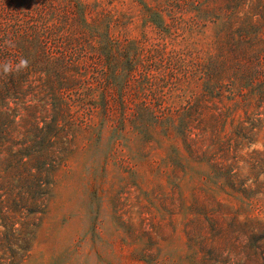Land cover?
I'll return each instance as SVG.
<instances>
[{
    "label": "rangeland",
    "instance_id": "rangeland-1",
    "mask_svg": "<svg viewBox=\"0 0 264 264\" xmlns=\"http://www.w3.org/2000/svg\"><path fill=\"white\" fill-rule=\"evenodd\" d=\"M60 77L71 150L22 264H195L187 240L203 196L264 222L258 195L214 185L200 159L212 137L254 121L237 150L247 185L245 161L264 160V0H0V91ZM39 97L17 101L16 121Z\"/></svg>",
    "mask_w": 264,
    "mask_h": 264
},
{
    "label": "trees",
    "instance_id": "trees-1",
    "mask_svg": "<svg viewBox=\"0 0 264 264\" xmlns=\"http://www.w3.org/2000/svg\"><path fill=\"white\" fill-rule=\"evenodd\" d=\"M56 83L64 87L69 79H46L42 91L32 86V80L13 78L3 86L6 91H0V96L4 92L16 98L13 108L0 100V264H22L27 258L50 197L54 173L71 150V129L57 119L63 121L67 108L55 94ZM255 87L259 103L264 102V81ZM28 91L40 97L39 104L31 107V115L18 120L29 125L22 133L17 128L22 125L16 121L20 108L17 101ZM37 107L41 111L38 119L34 114ZM243 123L234 125L226 139L212 137L209 157L204 151L200 159L210 162L208 179L214 185L245 198L258 195L264 206V178L260 179L264 160L254 151L245 161L254 175L252 185L246 184L250 177L243 178L242 166L237 164L243 159L237 156V150L256 126L254 121ZM183 136L191 150V141L185 133ZM201 199L193 207L201 217L194 223L197 226L199 221L200 227L187 240L195 264H264V222L240 220L233 213L228 215L229 206L205 196Z\"/></svg>",
    "mask_w": 264,
    "mask_h": 264
},
{
    "label": "clouds",
    "instance_id": "clouds-1",
    "mask_svg": "<svg viewBox=\"0 0 264 264\" xmlns=\"http://www.w3.org/2000/svg\"><path fill=\"white\" fill-rule=\"evenodd\" d=\"M28 66V61L26 59H20L19 64L17 65V69H23L26 68ZM11 70V66L10 65H5L4 66V72L7 73Z\"/></svg>",
    "mask_w": 264,
    "mask_h": 264
}]
</instances>
